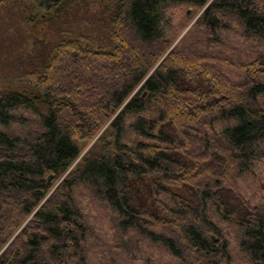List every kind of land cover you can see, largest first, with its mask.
<instances>
[{"label": "trees", "instance_id": "1", "mask_svg": "<svg viewBox=\"0 0 264 264\" xmlns=\"http://www.w3.org/2000/svg\"><path fill=\"white\" fill-rule=\"evenodd\" d=\"M19 1L55 40L0 36V264H264V0Z\"/></svg>", "mask_w": 264, "mask_h": 264}, {"label": "rangeland", "instance_id": "2", "mask_svg": "<svg viewBox=\"0 0 264 264\" xmlns=\"http://www.w3.org/2000/svg\"><path fill=\"white\" fill-rule=\"evenodd\" d=\"M116 0H86L88 4V9L91 12H98L101 11L106 6L112 5V3ZM19 7L8 5L6 9H4L2 13V21L0 25V36L6 38V36H9L7 40V46L11 47V50L14 49V51L18 50L19 47L22 48V40L21 36L20 39L17 37L20 33L24 34L25 37H27V43L25 46H23L26 51H31L33 48V43L35 40L40 41H54V33L48 28V25L46 22H42L40 20V17H38L36 14L37 12L35 10H32L31 4H27L26 6L22 2H18ZM186 7H183L181 11L179 10V14H182V11L184 10V16L186 17V25L182 26L180 30L178 31L177 36L174 37V42L172 46H175L180 39L188 32V30L192 27L198 16L200 15V10H194L190 7H188L186 10ZM17 36H12L16 35ZM93 46V45H92ZM3 72V71H2ZM14 83L12 78H4V75L0 73V90L5 89L6 87H10L9 85ZM108 123L104 126L102 130L98 132L96 136L93 137V139L86 141V142H80L82 147V153L77 161H79L84 155H86L88 152L95 150L96 143L98 138L102 135L103 131L107 128ZM77 161L74 163V165L77 163ZM72 165V167L74 166ZM59 184V181L56 183V185ZM55 187V186H54ZM108 214L106 213H99L97 212V215L95 214L93 218H91L90 223L94 224V226L97 227L95 232L103 238L109 237L111 235L110 230V221L108 218H106ZM232 228H229L227 225L223 224V228L228 232L232 233L234 235L235 231L233 228L234 226L231 225ZM109 234V235H108ZM108 235V236H107ZM237 235V234H236ZM235 238V235L233 236ZM231 237L230 242V252L233 257L234 264H249L248 260L244 253L241 252L238 248V244L234 240V238ZM146 252L150 253L149 250ZM153 254V253H152ZM133 264V263H132ZM141 264V263H140Z\"/></svg>", "mask_w": 264, "mask_h": 264}, {"label": "water", "instance_id": "3", "mask_svg": "<svg viewBox=\"0 0 264 264\" xmlns=\"http://www.w3.org/2000/svg\"><path fill=\"white\" fill-rule=\"evenodd\" d=\"M51 177H49V179H50Z\"/></svg>", "mask_w": 264, "mask_h": 264}]
</instances>
